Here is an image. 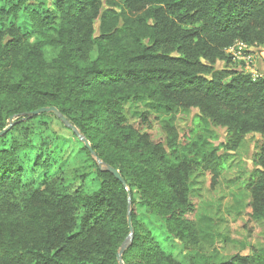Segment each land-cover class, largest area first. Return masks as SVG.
<instances>
[{"label": "trees", "instance_id": "trees-1", "mask_svg": "<svg viewBox=\"0 0 264 264\" xmlns=\"http://www.w3.org/2000/svg\"><path fill=\"white\" fill-rule=\"evenodd\" d=\"M235 43L264 48V0H0V264H118L128 196L123 264H264V241L225 261L173 254L215 242L193 178L214 189L248 136L245 210L264 224V77L231 67ZM138 99L196 111L193 128L127 111ZM43 108L90 150L55 115L31 116Z\"/></svg>", "mask_w": 264, "mask_h": 264}, {"label": "rangeland", "instance_id": "rangeland-1", "mask_svg": "<svg viewBox=\"0 0 264 264\" xmlns=\"http://www.w3.org/2000/svg\"><path fill=\"white\" fill-rule=\"evenodd\" d=\"M227 53L231 55V67L243 70L245 73L261 74L264 77V48L249 47L241 43H235ZM96 57V50L91 53V59ZM166 108L153 104L146 99H138L126 104L127 111H147L159 120H170L180 130L193 128L196 111H187L177 108ZM202 137L210 139L218 148L220 154L227 152L224 145L228 141L225 131L204 126ZM156 132V128L154 129ZM259 137L248 136L237 152L230 156V162L219 178L218 185L211 189L202 184L201 179L193 178V188L198 198L196 219L200 228L215 238V242L206 245L198 255L182 251L180 247H173V254L178 261H187V258L196 262L199 257L217 256L220 260H230L237 253L251 254L261 248L264 241V224L258 227L250 223L246 213V205L250 202V196L246 188V177L252 168L253 155L256 151ZM246 228L250 227L253 234L247 238ZM218 237V238H217ZM196 264V263H195Z\"/></svg>", "mask_w": 264, "mask_h": 264}, {"label": "water", "instance_id": "water-1", "mask_svg": "<svg viewBox=\"0 0 264 264\" xmlns=\"http://www.w3.org/2000/svg\"><path fill=\"white\" fill-rule=\"evenodd\" d=\"M44 113H51V114L55 115L66 127H68L69 129H71L76 135H78V133L75 131V129L73 127H71L69 125V123L65 120V118L56 109H54V108H43V109H39V110L31 113V116H37L39 114H44ZM12 119L13 118H10V120H9L10 123L12 122ZM8 128L5 129L3 132H1L0 133V136H2L3 134H5L7 132V130H8ZM79 138H80L81 141H83V143L85 144V146L90 150L89 144L82 137L79 136ZM92 156L95 157V154L92 153ZM97 163L99 165L100 170H102V171L104 170V171L109 172L119 182H121L122 185H125L123 179L120 177V175L118 174V172L115 169H113V168H111V167H109L107 165L102 164L98 160H97ZM129 200L130 199H129V196H128V228H129V235L127 236V238L122 243V245H121V247L119 249V252L116 255L118 264H123L122 263V254L128 248V246L130 245L131 240H132V228H131V219H130V211H129L130 201Z\"/></svg>", "mask_w": 264, "mask_h": 264}, {"label": "built area", "instance_id": "built-area-1", "mask_svg": "<svg viewBox=\"0 0 264 264\" xmlns=\"http://www.w3.org/2000/svg\"><path fill=\"white\" fill-rule=\"evenodd\" d=\"M250 75H251V77L253 78V79H256V78H258V77H260L261 78V76L259 75V74H254V73H250Z\"/></svg>", "mask_w": 264, "mask_h": 264}]
</instances>
